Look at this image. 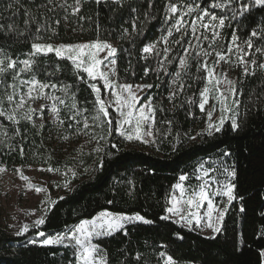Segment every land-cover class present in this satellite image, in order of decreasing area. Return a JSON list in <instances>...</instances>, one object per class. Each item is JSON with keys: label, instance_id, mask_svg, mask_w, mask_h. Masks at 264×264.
<instances>
[{"label": "snow or ice", "instance_id": "6c2138e0", "mask_svg": "<svg viewBox=\"0 0 264 264\" xmlns=\"http://www.w3.org/2000/svg\"><path fill=\"white\" fill-rule=\"evenodd\" d=\"M88 2L41 0L35 4L33 0L35 10L24 8L21 0H10L7 4L5 11L15 8L18 12L23 8L24 27L21 29L16 23L0 24V32L5 36L12 34L13 43L19 41L28 47L19 55L9 54L6 48L0 47V118L16 126L13 136L4 130V137L13 139L21 136L25 139L19 127L21 121L31 124L33 129H37L36 135H40L45 127L47 112L57 128L64 127L67 121L68 128L75 125L77 135L89 136L88 142L95 140L100 144V141H106L113 133H118L129 142L155 143L156 113L165 110L162 105L158 108L155 97L147 94V90L155 85L121 82L118 70L120 55L126 54L130 59L125 72L136 76L132 65L133 49H137V38L143 35L145 24L155 19V0H146V10L134 4L133 0H92L98 6L107 7L111 13L110 18H114V27L106 34L102 33L101 25L92 16L81 14ZM163 7L166 27L162 34L151 42L142 43V47L137 49L139 55L135 58L144 61L143 77H148L150 73L172 76L167 95L169 103L177 100L186 88L192 87V84L186 83L185 78L193 83H203L204 86L198 90V99L194 98L197 93H193L184 101L196 105L205 114L206 128L203 131L211 136L222 132L225 124L230 123V130L238 133L242 123L238 119L239 101L235 99L238 94L237 81L228 78L221 64L240 67L245 77L256 76L257 72L264 74V59H261L264 58V0H184L183 3L180 0H167ZM257 14L259 20L256 19ZM73 18L77 26L71 27L72 32H83L84 27L80 21L88 20L95 24L94 37L74 42L58 41L62 22L68 25ZM248 20L255 27L245 33L247 38L244 39L237 34L238 26ZM226 28L232 29L230 39L225 38ZM123 42H127L131 48H124ZM176 47L181 52L173 55ZM257 53L260 58L256 56ZM150 61H155L156 66L152 67ZM173 63L176 70L168 72V65ZM69 74L74 78L73 83L61 78ZM75 82L86 84L91 90L93 100L90 114L88 108L79 106L77 91L74 90ZM261 95L264 96V93ZM210 100L215 103H212L211 110H206ZM40 101L43 103L34 107ZM177 106L183 107V104L173 103V107ZM62 112L66 113V119L62 117ZM216 112L219 115L213 119ZM113 114L116 115L115 120ZM37 120H40L39 124ZM162 123L171 125L172 121ZM96 129L100 132L97 133ZM62 139L67 140L68 136ZM3 143L0 140V144ZM6 146L10 152L18 149L21 157L25 155L23 144ZM94 151L100 153L103 149L96 147ZM230 155L227 151L223 153V156ZM205 163H200L192 176L187 173L179 175L178 181L171 185L160 220L170 221L188 231L210 230L212 235L208 238L216 239L226 232L225 218L233 202L243 201L244 197L237 193V171L234 165L223 167L221 171L213 166L206 167ZM97 167H103L102 159ZM38 170L60 171L52 166ZM4 171L6 168L0 166V172ZM15 171L21 180L27 182L29 190L44 194L41 201L44 215L31 225L38 229L45 224L47 213L58 201L51 198L48 188L32 184L22 168H16ZM68 171L73 177L77 175L72 169ZM217 173L224 179L221 180ZM193 178L198 183L195 186L186 185L185 182ZM69 183L66 182L64 187L67 188ZM128 191L131 194L134 185ZM218 197L221 199L217 200ZM107 203L112 204L114 201L109 200ZM245 211L246 208L241 204L239 212ZM259 215L264 217V211ZM153 223L152 219L139 212L127 214L105 208L91 218L66 226L63 232L49 235L39 231L37 235L43 238L40 241L42 246L71 249V258L67 264H111L106 248L99 242L102 238L114 237L117 233L128 236L130 233L127 226ZM29 230L30 225L25 223L16 234L22 235ZM175 235L179 240L184 239L179 233ZM256 239H264V226L257 231ZM30 242L35 244L37 241ZM242 245V240L236 242L238 251ZM158 257L162 264H178L166 251H159ZM141 258V254L137 253L136 261L139 262ZM257 264H264V247L257 249Z\"/></svg>", "mask_w": 264, "mask_h": 264}, {"label": "trees", "instance_id": "16d2710c", "mask_svg": "<svg viewBox=\"0 0 264 264\" xmlns=\"http://www.w3.org/2000/svg\"><path fill=\"white\" fill-rule=\"evenodd\" d=\"M9 2L10 0H0V24L16 23L22 29L25 18L23 8L18 12L15 8L5 11ZM40 2L41 0H35V4ZM166 2L167 0H155V19L145 24L143 35L137 38V49L142 47V43L151 42L162 34L166 27L163 20V6ZM180 2L183 3L184 0ZM21 3L24 8L31 7L35 10L33 0H21ZM133 3L146 10V0H133ZM81 14L85 17L92 16L98 21L104 34L114 27V18H110L108 8L98 6L92 0L85 4ZM256 19L259 20V14ZM80 23L84 31L74 33L71 31V27L77 26L74 18L68 25L62 22L58 41L74 42L93 38L95 24L88 20ZM252 27L255 24L251 20L242 21L237 34L246 39L245 33H249ZM231 31L230 28L224 30L226 39H230ZM11 37L12 34L5 36L0 32V47L6 48L12 55H19L27 50V44L19 41L13 43ZM123 47L131 48V45L123 42ZM137 49H133L132 57L136 76L125 72L130 57L121 54L118 60L119 79L121 82L155 85L147 90V94L155 97L158 108L162 105L165 110L156 113L157 132L154 144L133 145L118 133H113L106 141H100V144L95 140L88 142L90 137L77 135L75 125L68 128L67 121L64 127L57 128L47 112L45 127L40 135H36L37 129H33L31 124L21 121L19 127L22 136L26 138L15 136L8 139L3 136V131L7 130L9 136H13L16 126L0 118V140L4 141L0 144V166L9 170L49 166L59 168L60 171L54 173L63 174V178L56 183L60 190L65 189L55 199L58 202L47 213L45 224L38 229L30 227L28 233L13 235L0 224V264H67V260L71 258V249L30 245L28 240L37 237L39 231L46 234L63 232L66 226L78 224L81 219L91 218L105 208L127 214L139 212L154 221L152 225L127 226L130 233L128 236L117 233L114 237L101 239L99 242L106 248L111 264H162L158 257L161 250L172 255L178 264H257V249L264 247V239H256L257 231L264 226V217L259 215L264 211V96L261 95L264 93V74L257 72L256 76L249 77L237 74L238 119L242 123V129L233 133L230 123H226L222 132L209 136L203 131L204 114L196 105L184 103L193 93H197L194 98L198 99V90L204 86L203 83H193L185 78L186 83L192 84V87L186 88L173 102L176 105L183 104V107H173V103L167 100L172 76L150 73L144 78V61L135 58L139 55ZM180 52L181 49L176 47L173 55ZM150 63L152 67L156 66L155 61ZM175 70V63L168 65V72ZM61 78L69 83L74 82L70 74ZM74 90L77 91L79 106L88 108L90 114L93 100L91 90L86 84L79 82H75ZM61 115L66 119L65 112ZM112 118L115 120L116 115L113 114ZM168 120L172 121L171 125L162 123ZM36 123L39 124L40 120ZM96 132L99 133L100 130L96 129ZM63 136H68V139H62ZM9 144H23L25 155L21 157L18 149L10 152L6 146ZM72 144L76 147L74 153L67 151ZM112 145L117 147L113 148ZM96 147H102L103 151L96 153ZM225 151L231 155L223 156ZM101 159L103 167L98 168ZM218 161H226L229 166H235L237 193L244 197L243 201H234L226 215V232L216 239H209L196 231H188L170 221L160 220L171 185L178 181L179 175L187 173L192 176L200 163ZM68 169H72L77 175L73 177ZM69 181L68 189L64 188V184ZM133 185L134 191L129 194L128 190ZM59 197L64 199L59 200ZM109 200L114 203H107ZM241 204L246 208L244 213L239 212ZM176 233L184 239H177ZM241 240L243 245L238 251L236 242ZM161 245L166 247L161 248ZM137 253L142 257L139 262L135 259Z\"/></svg>", "mask_w": 264, "mask_h": 264}, {"label": "rangeland", "instance_id": "374dc122", "mask_svg": "<svg viewBox=\"0 0 264 264\" xmlns=\"http://www.w3.org/2000/svg\"><path fill=\"white\" fill-rule=\"evenodd\" d=\"M256 56L259 58L260 55L257 53ZM221 67L227 71L229 79L237 81V74H242V69L240 67H229L228 65L221 64ZM220 71V69H217ZM238 83V81H237ZM237 85V84H236ZM223 87V86H222ZM140 95H145V93H140ZM237 100L238 97L236 96ZM42 101L37 102L34 107H39V104ZM212 103L215 101L210 100L209 105H206V110H211ZM204 114V113H203ZM219 115V112L214 113L213 119H216ZM205 124L203 130L206 128V116L204 114ZM133 145H143L144 143L139 141L129 142ZM72 148V149H71ZM76 149L75 144H72L67 150L68 152L74 153ZM205 166H213L218 169L223 167H229V164L226 161L218 162H209L205 163ZM24 174L29 177V180L32 184L36 186L46 187L49 190V194L53 200L60 196L65 189L60 190V187H57L56 182H61L63 174H56L54 172L39 171L41 168H22ZM218 177L223 180L224 177L217 173ZM68 179V176H65ZM186 185L195 186L198 182L193 178L190 182H185ZM64 187V186H63ZM65 188V187H64ZM68 189V188H66ZM178 195V193H177ZM44 199V194H36L34 190H29L27 188V182L20 179L19 175L16 173L15 169L9 170L6 169L4 172H0V224L5 230L13 235L20 230L21 226L25 223L29 224L30 227L33 222L39 218L41 215H44L42 209L44 205L41 204V201ZM221 198H217L220 200ZM34 211V214H33ZM204 237H210L212 233L210 230L199 231ZM52 235V234H49ZM43 238L37 236L28 240L30 245H41L40 241ZM104 239V238H102ZM36 240L35 244L30 241Z\"/></svg>", "mask_w": 264, "mask_h": 264}]
</instances>
